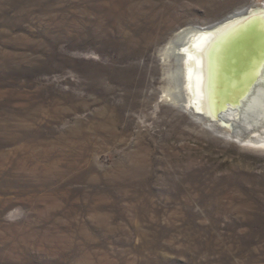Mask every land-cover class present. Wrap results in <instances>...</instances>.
<instances>
[{
  "label": "rangeland",
  "instance_id": "obj_1",
  "mask_svg": "<svg viewBox=\"0 0 264 264\" xmlns=\"http://www.w3.org/2000/svg\"><path fill=\"white\" fill-rule=\"evenodd\" d=\"M257 4L0 0V264H264V148L160 60Z\"/></svg>",
  "mask_w": 264,
  "mask_h": 264
},
{
  "label": "bare ground",
  "instance_id": "obj_2",
  "mask_svg": "<svg viewBox=\"0 0 264 264\" xmlns=\"http://www.w3.org/2000/svg\"><path fill=\"white\" fill-rule=\"evenodd\" d=\"M261 16L264 5L257 4L234 12L212 27L183 28L160 53L161 62L174 64L176 76L181 71L193 117L240 147L264 148ZM226 128L231 132L224 131Z\"/></svg>",
  "mask_w": 264,
  "mask_h": 264
},
{
  "label": "water",
  "instance_id": "obj_3",
  "mask_svg": "<svg viewBox=\"0 0 264 264\" xmlns=\"http://www.w3.org/2000/svg\"><path fill=\"white\" fill-rule=\"evenodd\" d=\"M223 20H224V19H221V20H219V21H217V22H213V23L210 24L208 27H212V26H214V25H216V24L222 22ZM204 28H205V27H204Z\"/></svg>",
  "mask_w": 264,
  "mask_h": 264
},
{
  "label": "snow or ice",
  "instance_id": "obj_4",
  "mask_svg": "<svg viewBox=\"0 0 264 264\" xmlns=\"http://www.w3.org/2000/svg\"><path fill=\"white\" fill-rule=\"evenodd\" d=\"M250 19H257V17H252ZM259 19H264V16L259 17Z\"/></svg>",
  "mask_w": 264,
  "mask_h": 264
}]
</instances>
